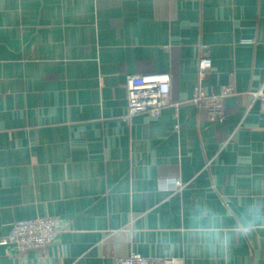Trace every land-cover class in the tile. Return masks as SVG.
Instances as JSON below:
<instances>
[{
  "label": "crops",
  "instance_id": "crops-1",
  "mask_svg": "<svg viewBox=\"0 0 264 264\" xmlns=\"http://www.w3.org/2000/svg\"><path fill=\"white\" fill-rule=\"evenodd\" d=\"M204 55L207 91L235 88L223 123L191 102ZM164 73L179 106L127 118V76ZM261 89L264 0H0V239L19 220L60 228L44 251L0 244V264H264V226L233 218L264 202ZM200 202L229 209L226 260L183 244Z\"/></svg>",
  "mask_w": 264,
  "mask_h": 264
},
{
  "label": "built area",
  "instance_id": "built-area-1",
  "mask_svg": "<svg viewBox=\"0 0 264 264\" xmlns=\"http://www.w3.org/2000/svg\"><path fill=\"white\" fill-rule=\"evenodd\" d=\"M212 69L209 56H202L198 62V81L194 88L195 95L191 102L205 107L209 119L216 122L226 120L224 101L235 93L233 85L223 86L219 93H209L205 86L207 74ZM128 111L127 118L148 114L159 118L164 109L178 107L179 103L171 100L170 74L141 75L131 74L126 78ZM261 103L264 111V90L250 93ZM60 232L59 223L50 217H37L15 222L10 234L0 239L1 245H14L20 252L44 251L53 244ZM116 264H184L173 257L147 258L132 252L129 256L118 258Z\"/></svg>",
  "mask_w": 264,
  "mask_h": 264
},
{
  "label": "clouds",
  "instance_id": "clouds-1",
  "mask_svg": "<svg viewBox=\"0 0 264 264\" xmlns=\"http://www.w3.org/2000/svg\"><path fill=\"white\" fill-rule=\"evenodd\" d=\"M228 212L229 209H225L222 213L206 202L193 205L182 233L184 246L212 258L223 256L226 260L232 247V237L225 228V216ZM233 218L237 231H250L264 226V202L253 198L250 202L239 205ZM125 227L127 225H120L117 232ZM156 243L168 251L177 246L171 234L166 232L157 234Z\"/></svg>",
  "mask_w": 264,
  "mask_h": 264
}]
</instances>
